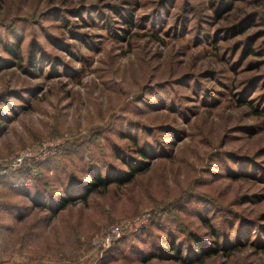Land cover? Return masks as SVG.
<instances>
[{
  "label": "rangeland",
  "instance_id": "374dc122",
  "mask_svg": "<svg viewBox=\"0 0 264 264\" xmlns=\"http://www.w3.org/2000/svg\"><path fill=\"white\" fill-rule=\"evenodd\" d=\"M218 1L0 0V171L59 143L31 196L0 175V264H180L145 258L192 236L218 245L191 264H264V0Z\"/></svg>",
  "mask_w": 264,
  "mask_h": 264
},
{
  "label": "trees",
  "instance_id": "16d2710c",
  "mask_svg": "<svg viewBox=\"0 0 264 264\" xmlns=\"http://www.w3.org/2000/svg\"><path fill=\"white\" fill-rule=\"evenodd\" d=\"M226 1L227 0H219L218 2L212 3L211 4V8L214 10V12L216 14L221 13L222 11L229 12V11L232 10V6H231L230 3L226 2ZM244 23H246V20H243L240 23V25L244 24ZM236 27L237 26H234L233 28H230V29L229 28L225 29V33H227V37L232 35L235 32L240 33L237 30L236 31L234 30ZM249 53L251 54L252 52H249ZM144 155H146V154L144 153ZM31 171H32V167L24 164L22 166V168L17 171V173H11V175L8 174L9 176H7V177H9L12 180V183L10 184L11 188L18 189L19 191L25 192L26 194L28 193L27 195H30L29 192H28L29 189L22 188V184H23V181L26 180V179H30L32 184L36 183V180L34 178L35 175ZM119 175L120 174H118V176ZM110 179L111 178H109V177L105 178V179H102V178H99V177H95V178H93L92 182H90V183H85V182L84 183H80L78 186H75V187H74V184L71 183L70 187H68V193L65 196L54 197V198H56V204H54L53 203L54 201H52L51 205H50V208L53 207L56 210L61 211L66 206L67 202L71 201L73 198H75V199H83L84 200L88 194H91L96 189H98L100 187L101 188H106L107 184L109 183L108 181ZM38 201L39 200H33V204H35V207H37V205H39ZM45 202L46 201H44V203ZM123 240L124 239L120 240L119 242H117V244L120 243ZM189 243H193L192 245L195 246L196 252L200 250L201 253L197 252L198 253L197 254L198 257H200L202 255L203 256H210L209 253L217 252V245H218L217 242H212V244H210V242H206L204 240H199L198 238L192 236L189 239ZM224 245H225V248H226V244H224ZM165 247L166 246H160V248H158L156 250L157 253L153 252L152 254H150L149 256H147L145 258L146 261L154 259L155 257L161 258V259L162 258L169 259V260L174 259L176 262H178L180 264H191V263H194V262L198 261V258L195 257L196 252L193 249H191V248H188V247L186 248L187 249V254H186V256L183 257L181 252H180V249L178 248V246L175 249V252H173V254H171V251L174 249L173 245L170 246V250H167ZM112 249H113V247H112ZM112 249H110L106 253H112L113 252Z\"/></svg>",
  "mask_w": 264,
  "mask_h": 264
},
{
  "label": "built area",
  "instance_id": "2783aa9c",
  "mask_svg": "<svg viewBox=\"0 0 264 264\" xmlns=\"http://www.w3.org/2000/svg\"><path fill=\"white\" fill-rule=\"evenodd\" d=\"M58 147L59 143H43L34 145L29 149L17 153L7 160L6 164L3 166V170L0 171V175L17 172L25 162L32 161L42 163L49 157L53 156L57 152ZM25 186H27V184H25ZM145 219L146 217L143 216L133 222L122 221L108 227L106 230L93 237L91 242L92 247L99 251L108 250L117 241L121 240L126 235L135 232L139 226L144 223Z\"/></svg>",
  "mask_w": 264,
  "mask_h": 264
},
{
  "label": "crops",
  "instance_id": "0c3cea01",
  "mask_svg": "<svg viewBox=\"0 0 264 264\" xmlns=\"http://www.w3.org/2000/svg\"><path fill=\"white\" fill-rule=\"evenodd\" d=\"M6 177H7V176H6ZM6 177H5V181H6V179L10 180V178H9V177H7V178H6Z\"/></svg>",
  "mask_w": 264,
  "mask_h": 264
}]
</instances>
